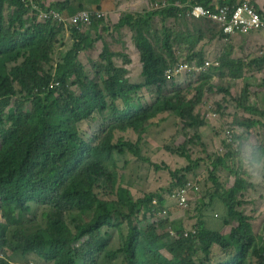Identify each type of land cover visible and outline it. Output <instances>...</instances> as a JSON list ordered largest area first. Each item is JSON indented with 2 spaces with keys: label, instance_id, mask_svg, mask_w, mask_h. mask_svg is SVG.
Returning <instances> with one entry per match:
<instances>
[{
  "label": "trees",
  "instance_id": "trees-1",
  "mask_svg": "<svg viewBox=\"0 0 264 264\" xmlns=\"http://www.w3.org/2000/svg\"><path fill=\"white\" fill-rule=\"evenodd\" d=\"M37 1L43 9L63 14L74 2L66 0L48 6L43 0ZM104 1L100 0L101 3ZM149 1L158 3L157 0ZM204 1L196 0L193 4L204 5ZM169 2L173 6L153 12L154 17L159 14L169 20L189 17V0ZM178 2L186 3V7H174ZM238 3V0H233L222 6ZM7 5L15 9L9 22L5 16ZM69 14H72L71 10ZM93 24L100 34L95 40L73 28L76 37L74 48L65 57V63L52 73L47 68L54 61V50L65 24L39 20L23 0H0V123L12 126L10 136L0 144V201L3 219L7 222L0 223V254L4 255L0 257V264H13L9 257L19 252L25 256H39L52 264H88L100 249L105 248L102 230L115 228L118 214L124 215L130 224L129 236L120 250V254L126 255L128 264H209L212 249L216 246L227 252L232 251L230 258L221 264H264L263 239L254 233L253 218L239 210L243 203L237 200V192L246 188V183L239 178L234 185L215 192V196L225 202L228 212V217L223 218L224 224L229 226L232 219L238 221V226L230 233L210 230L204 222L197 226L196 233L176 227L175 234L169 231L158 236L154 232L159 225L152 221L166 205L168 193H150L136 202L130 200L127 215L119 208L120 205H127L124 191L120 193L119 202L101 200L94 193L100 180L109 175L108 171L112 172V177H117L115 151L129 149L144 160L136 144L124 140L114 143L116 130H134L143 135L149 130L151 120L167 113L183 118L187 129L205 127V117L196 111L204 102L206 85L221 67L224 70L228 68L232 78H243V62L224 56L220 67L213 66L201 74L188 76L200 81L195 95L190 96L179 88L174 95L161 96L153 103L137 107L132 97L134 92L157 87L158 93H164L168 83L166 71L170 69L169 57L177 61L170 35L163 40L167 57L157 52L149 38L152 30L145 29L150 26L147 18L124 15L117 28L127 27L138 31L135 42L141 53L144 80L133 83L129 77L130 71L116 64L114 51L103 55L107 62L99 67L101 80H96L87 75L78 57L92 44L102 40L101 33L110 32L111 25L105 19L95 20ZM222 35L227 41L223 32ZM173 42L178 43L180 39ZM204 56L202 53L189 55L187 62L204 65L207 61ZM21 59L22 64L12 66ZM72 81L78 84V93L70 87ZM54 82L61 86L52 87ZM17 85L22 89L18 90ZM20 96L21 99L13 106ZM30 100L32 107H28ZM110 100L113 101L112 106L109 105ZM118 100L124 102L125 109L118 107ZM109 109L114 111L116 123L110 126L107 134L99 137L101 142L98 145L85 140L75 130L76 124L91 120L96 113ZM258 124L251 121L241 125L252 129ZM236 140L237 135L228 143L234 145ZM235 154L231 153L225 159ZM155 166L157 170L162 169L159 165ZM194 170L192 166L186 168L188 172ZM180 172L182 170L172 171V175L177 177ZM186 179V174L182 175L178 180L179 183L183 181L179 187L185 185ZM116 183L115 180L113 186ZM215 183H218V179ZM31 203L50 208L53 215L45 216L49 221L47 229L33 233L24 227L25 216L33 209ZM211 205L206 204L205 208L210 210ZM137 213H142L145 222L135 226L133 218ZM10 232H13L12 238ZM172 236L176 237L174 242L163 244Z\"/></svg>",
  "mask_w": 264,
  "mask_h": 264
},
{
  "label": "rangeland",
  "instance_id": "rangeland-1",
  "mask_svg": "<svg viewBox=\"0 0 264 264\" xmlns=\"http://www.w3.org/2000/svg\"><path fill=\"white\" fill-rule=\"evenodd\" d=\"M43 1L48 6L54 3L66 2V0ZM243 1L239 0V3ZM157 2L154 3L155 8L153 10V6L150 5L148 0H106L102 3L100 0H74L70 9L66 10L64 14L61 13L67 20L82 11L97 12L104 10L112 13L106 20L111 25L110 32L103 31L101 33L102 40H98L79 54V63L90 78L101 80L102 77L98 75V70L100 66L105 65L107 62L103 59V55L114 51L117 55L115 58L116 64L130 71L129 77L133 83H141L144 80L142 78L141 53L138 52L135 42L138 31L136 29L133 31L127 27L117 28L121 18L127 14L141 15L150 21V26L145 28L146 30L147 28L152 30L149 38L155 45L157 52L167 57L169 56L163 46V40L170 35L177 57L176 62L169 57L168 66L171 69H175L181 62H186L189 55H201V50L204 49V57L211 61L224 56L231 60L242 61L245 65L244 75L241 79L232 78L228 68L224 70V75L228 74L227 77H224L221 73L214 74L213 79L206 85L207 93L204 102L196 111L209 121L205 127L187 129L183 118L167 113L151 120L149 130L143 135L134 130L127 132L116 130L114 143L124 140L136 144L138 149H141L140 156L144 160L138 158L139 156L129 149L124 152L115 151L114 154L117 160V172L115 174H117V177H112V172L108 171L109 175L100 180L94 188V193L101 200L119 202L120 193L124 191L127 205L124 207L120 205L119 208L127 215L129 213L128 209L131 207L130 200L136 202L153 193L154 184H148L145 170L152 176L161 175L160 183L167 187L163 190L168 192L177 190L183 182L179 183L178 180L186 174V177H188L187 182L199 183L200 192L195 195L194 201L185 208L186 211L182 210L174 199L169 198L168 200L170 202L174 201V203L172 205L167 204L168 212L160 211L161 215L159 214L153 221L151 218L153 223L159 225L156 228L157 231L154 232L155 235L163 236L169 231L175 234L176 227L193 232L198 225L204 222H207L210 229L216 228L212 226L213 219L210 226V220L205 216V212L209 213L213 209L217 211L215 214L220 216L223 214V217H228V212L224 213L226 211L225 202H222L225 207L215 205L217 201L215 192L217 189L221 191L222 187L228 188L234 185L237 178H239L246 183L245 190L237 192V200L243 203L242 206H239V210L253 218L254 233L263 239L264 201L260 198H254L256 201H261L251 204L250 201L248 203L245 200V195L247 196L248 193V198L252 194L255 195L254 197H259L261 192L258 191L257 186H264V32H257L262 35L259 34L255 38L257 40L254 44L250 35L242 36L238 41H234L232 38L226 41L222 37V25L214 21H198L193 16L180 20H169L161 14L154 17L153 12L160 10L159 7H156L157 4L166 3L169 0H157ZM138 5L141 6L137 8ZM148 5H150L151 12L147 10ZM70 10L72 14H69ZM142 10L143 12H140ZM14 11L15 9H12L10 5L6 6L5 16L7 22H9ZM54 23L62 25V23ZM73 28L72 25L65 24V30L60 33L58 44L54 50V61L47 68L48 71L55 73L58 66L65 63V57L74 48L76 37ZM80 33L87 34L93 40L100 35L97 33L94 24L82 27ZM214 36H217V38H214ZM174 39H180V42H173ZM22 62L21 59L12 66L22 64ZM167 81L163 94L157 92V87L144 88L142 91L134 92L132 97L135 99L137 107L140 104L153 103L161 96L174 95V92L179 88L193 96L196 93V87L200 86V81L198 82L196 77L174 76L167 79ZM69 85L76 93L79 92L78 84L75 85L72 81ZM16 87L18 90L22 89L19 85ZM20 99L21 96L16 98L13 106ZM112 102V100L109 101L110 106H112ZM116 103L120 109H125L122 100H118ZM28 107H32L31 100ZM166 116L167 118H165ZM114 118V111L109 109L107 112L96 113L93 119L82 121L76 124L74 128L85 140L94 141L93 143L98 145L101 142L99 137H103L105 133L107 134L111 128L110 126L116 123ZM251 121H256L259 124L252 129L241 125ZM11 127V125H1L0 123V144L2 140L10 136ZM230 127L234 128L235 135H237L234 145L228 143L227 132ZM231 153L236 154L232 158L225 159ZM178 156L183 157L185 161L182 168L172 167ZM188 157L191 158V161ZM154 164L159 165L162 169L157 170ZM189 166H192L195 170L186 171ZM177 169L182 170V172L179 176L174 177L172 171H177ZM197 173H200V175L197 176ZM216 179H218V183H215ZM115 180L117 183L113 186ZM216 185L217 187H215ZM247 187L252 188V190L247 191ZM168 194L167 196H169ZM201 199H204L205 202H202ZM212 199L214 200L213 204ZM206 204H212L210 210L205 208ZM30 205L33 209L25 216L24 227H26V230L36 233L47 229L49 221L45 216L50 215V213L53 215L50 208L45 205L39 206L36 203ZM133 219L135 226L145 222L142 213L135 214ZM128 221V219L125 220L124 215L118 214L115 228H104L102 230V237L106 240L105 248L100 249L88 264H128L126 255L120 254V250L123 249L130 233ZM0 223L7 224L3 219L1 201ZM229 223V226L223 223L222 228L226 233H230L234 227L238 226L237 219H232ZM218 225L216 223V226ZM221 225L222 223L219 225L220 228ZM9 236L12 238L13 232H10ZM175 240L176 237L172 236L170 240L163 241V244H170ZM198 251L201 252V248ZM230 253L232 251H224L219 246L213 247L209 264H221L230 258ZM113 255L115 256L112 257ZM2 256L4 255L0 254V257ZM9 261L13 264H52L45 262L39 256H25L22 252L10 256Z\"/></svg>",
  "mask_w": 264,
  "mask_h": 264
},
{
  "label": "built area",
  "instance_id": "built-area-1",
  "mask_svg": "<svg viewBox=\"0 0 264 264\" xmlns=\"http://www.w3.org/2000/svg\"><path fill=\"white\" fill-rule=\"evenodd\" d=\"M32 12L36 13L38 19L41 21L58 22L62 24H70L79 31L82 27H88L93 25L95 20L105 19L107 20L112 13L108 11H82L67 18L54 10L47 11L41 7L37 0H23ZM196 0H189V7L191 10L188 12V16H193L196 20L207 19L211 21L218 22L222 25V32L226 36V39L233 38L238 34H249L255 32H264V11L255 4V0H244L242 3L237 5H225L221 6L218 10H212L205 7L202 4H193ZM153 10L155 4L152 5ZM173 6L170 2L157 4L156 7L169 8ZM174 7L179 9H184L186 3H176ZM220 62L206 61L204 65H200L196 62H181L177 65L175 69H168L166 71L167 79H171L174 76L187 77L194 74H201L209 70L213 66H220ZM60 84H53L52 87L59 86ZM228 139L229 142L235 138V131L233 127L228 129ZM193 191H200V187L195 183H187L184 187L171 193L170 197L174 200L181 201V207L186 208L190 202V195ZM158 201L156 200L155 203ZM264 242V235H263Z\"/></svg>",
  "mask_w": 264,
  "mask_h": 264
},
{
  "label": "crops",
  "instance_id": "crops-1",
  "mask_svg": "<svg viewBox=\"0 0 264 264\" xmlns=\"http://www.w3.org/2000/svg\"><path fill=\"white\" fill-rule=\"evenodd\" d=\"M149 1V0H148ZM231 1H233V0H205L204 1V6L205 7H207V5H208V7L207 8H209V9H212V10H218L224 3H230ZM239 1V0H238ZM256 4L258 5V7H260L263 11H264V0H257L256 1ZM150 5H153L152 4V2H150ZM150 5H148V11H152V10H150V8H149V6ZM203 5V4H202ZM141 5H138L137 6V8H139ZM140 12H143V10L142 11H140ZM259 34H261V33H257V32H255V33H249V34H238V35H235L232 39H234V41H238L239 39H241L242 38V36H249L250 35V38H252V40H253V44L254 43H256V40L257 39H255V38H257L258 36H259ZM262 35V34H261ZM249 37H248V39H250ZM138 52H139V50H138ZM201 53L203 54V55H205V52H204V49H202L201 50ZM206 59H207V57H206ZM208 60V59H207ZM208 61H211V60H208ZM220 62L221 63V58H217V59H215V60H212L211 62ZM220 66H221V64H220ZM219 66V67H220ZM217 67V66H216ZM218 73H221V74H223V76L224 77H227L228 76V74L227 75H224L225 74V71H224V69H222V67H221V69H219V71H218ZM231 76V75H230ZM216 92H218V91H216ZM206 121H207V124H208V120L206 119ZM207 126V125H206ZM149 140H151V139H149ZM166 140V139H165ZM150 142V141H149ZM183 156H186V155H183ZM179 157V158H178ZM178 157H176V161H174V164H172V167H175V168H182L183 166H184V164H185V161L183 160V157H180V156H178ZM187 157V156H186ZM174 160V159H173ZM170 169V168H169ZM173 170V169H172ZM178 170V169H177ZM180 170V169H179ZM175 171V170H174ZM145 172L147 173V175H146V179L149 181V185H150V183H153L154 184V186H153V193H161L162 195H166L167 193H169L167 190H163V189H165V188H167L166 186H164L163 185V183H160V177H161V175H154V176H152L148 171H146L145 170ZM197 176L198 175H200V173H197L196 174ZM188 178V177H187ZM202 180H203V178H202ZM187 183H196L198 186H199V183L198 182H194V181H186V183L185 184H187ZM200 187V186H199ZM223 188H225V187H223ZM178 189H180V187H178ZM257 189H258V191H260L261 192V194L259 195V197H254L255 195L254 194H252L249 198H248V193H247V196L245 195V200L249 203V201L251 202V204H254V203H257V201H261V200H255V199H257V198H260V199H263V201H264V196H263V194H264V186L263 187H258L257 186ZM249 190H252V188L251 189H249L248 187H247V191H249ZM199 191H193L192 192V194L190 195V198H193V197H195V194H197ZM168 195H170V193L168 194ZM242 197H243V195H242ZM170 197L169 196H166V207H168L167 206V204H169V205H172L173 203H174V201H172V202H170L168 199H169ZM215 198H216V202H215V205H217V206H222L223 204H222V200H220L219 198H217L216 196H215ZM255 198V199H254ZM178 204H179V206L181 205V201L180 200H177L176 201ZM175 202V203H176ZM213 203H214V201H212ZM224 206V205H223ZM225 207V206H224ZM224 210V209H223ZM217 211H214L213 209H211L210 211H209V213H207V211L205 212V216L207 217V219H209L210 220V226H211V224H212V219H213V221H214V223L212 224V226H215L216 228H214V230H217V231H222L223 230V223H224V220H223V214L220 216V215H218V214H215ZM224 213H227V209H226V211H224ZM222 221V222H221ZM216 223H218L219 225L222 223V225H221V228L219 227V225L218 226H216ZM206 224H207V222H206ZM187 225V224H186ZM190 228V227H189ZM207 228L208 229H210L209 228V226H208V224H207ZM211 230V229H210Z\"/></svg>",
  "mask_w": 264,
  "mask_h": 264
},
{
  "label": "clouds",
  "instance_id": "clouds-1",
  "mask_svg": "<svg viewBox=\"0 0 264 264\" xmlns=\"http://www.w3.org/2000/svg\"><path fill=\"white\" fill-rule=\"evenodd\" d=\"M53 84H57V83L54 82ZM53 84H52V85H53ZM59 84H60V83H59ZM59 86H61V85H59ZM55 87H56V86H55ZM185 185H186V184H185ZM183 187H184V186H183ZM180 188H182V187H180ZM177 190H178V189H177ZM175 191H176V190H175ZM172 193H173V192H172ZM170 195H171V193H170ZM170 195H169V197H170ZM170 198H171V197H170ZM171 199H172V198H171ZM192 199H193V198L190 199L189 204L192 202ZM175 201H176V200H175ZM167 208H168V207H166V205H165V206L162 208V211H164V212H168V211H167ZM180 208H181L182 210L186 211L185 208H183V207H181V206H180ZM160 211H161V210H160ZM160 215H161V213H160ZM193 233H196V230H194Z\"/></svg>",
  "mask_w": 264,
  "mask_h": 264
}]
</instances>
